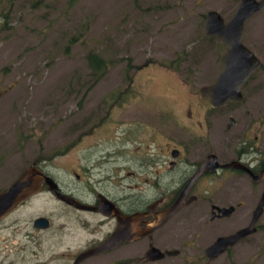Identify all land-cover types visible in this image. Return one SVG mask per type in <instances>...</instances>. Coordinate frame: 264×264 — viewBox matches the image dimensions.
Here are the masks:
<instances>
[{
  "label": "flooded vegetation",
  "instance_id": "1",
  "mask_svg": "<svg viewBox=\"0 0 264 264\" xmlns=\"http://www.w3.org/2000/svg\"><path fill=\"white\" fill-rule=\"evenodd\" d=\"M261 11L243 23L242 44L259 65L239 86V98L220 106L210 105L200 88L216 77L194 87L190 83L192 73L184 64L179 66L184 61L173 58L170 62L175 64H167L170 69L163 70L170 76L169 86L176 90L174 96L165 95L158 101L147 96L146 109L135 112V119H126L122 108L127 100L122 96L132 80L117 92L113 101L116 143L112 147L78 156L65 180L48 173L42 164L45 159L30 163L52 178L56 191H49L43 184L39 192L0 219V231L8 230L7 236L18 234L16 223L20 218L15 219V214L31 198L45 192L53 206L49 214L36 215L30 224L34 231L51 232L54 249L46 251L45 256L38 254L41 250L31 253L33 260L22 249H10L4 254V263L186 264L188 249L197 255L195 258L208 263L223 255L226 264H264V248H236L264 226L260 223L263 209L253 232L215 257L205 254L218 237L233 235L249 225L264 194V47L258 42L260 34L246 27ZM81 129L76 131L68 151L86 134ZM61 195L68 200H61ZM178 198L179 209L158 225L160 213ZM181 212L207 227L233 222V218L238 224L217 230L215 236L213 232L211 241L201 242L196 234H189L171 245L168 223ZM239 214L241 218L237 219ZM38 217L46 220L45 228L34 226ZM111 237L116 241L108 245ZM153 248L158 251L152 254Z\"/></svg>",
  "mask_w": 264,
  "mask_h": 264
},
{
  "label": "rangeland",
  "instance_id": "2",
  "mask_svg": "<svg viewBox=\"0 0 264 264\" xmlns=\"http://www.w3.org/2000/svg\"><path fill=\"white\" fill-rule=\"evenodd\" d=\"M238 1L0 0V190L34 160L45 159L48 173L65 180L78 156L112 147L113 101L129 79L132 86L122 96L127 100L122 108L126 119L144 111L148 97L158 101L175 95L163 70L175 64L170 59L184 61L179 66L184 64L192 73L194 87L212 81L222 67L220 55L226 46L205 36L202 22L209 10L227 21ZM251 18L246 27L260 34L258 42L264 47V11ZM88 52L106 62L105 73L97 79L89 72ZM79 129L86 134L63 151ZM52 202L47 193H39L15 214L20 218L18 234L0 231V264H5L4 254L10 249H22L30 260L31 253L41 250L38 254L45 256L54 249L51 232L34 231L30 224L36 215L49 214ZM186 214L168 223L171 245L189 234L211 241L217 230L238 224L233 218L207 227ZM260 223L264 225V207ZM248 237L236 248H264V226ZM185 251L186 264H226L223 255L208 263Z\"/></svg>",
  "mask_w": 264,
  "mask_h": 264
},
{
  "label": "water",
  "instance_id": "3",
  "mask_svg": "<svg viewBox=\"0 0 264 264\" xmlns=\"http://www.w3.org/2000/svg\"><path fill=\"white\" fill-rule=\"evenodd\" d=\"M260 10H264V0H239L227 21H224L215 10L206 12L202 22L203 34L208 37H216L221 45L227 47L220 55L222 62L221 71L213 82L200 88L201 94L208 99L210 105L220 106L226 100L239 98V86L250 72L258 67L259 61L242 44L241 38L244 20ZM43 184L49 191H56V184L49 175L33 164L28 165L5 189L0 190V219L16 209L30 196L39 192ZM60 199L63 201L68 200L62 195ZM180 205L179 199L163 210L160 213L158 225L171 217L179 209ZM263 207L264 194L261 195L253 210L249 225L233 235L218 237L206 248L205 254L209 257H215L239 238L253 232V224L261 214ZM229 211L230 209L226 211L227 215ZM33 224L42 228L47 226L46 220L42 217L36 218ZM113 241L116 240L111 237L107 244H113ZM99 249L97 248L96 250ZM157 251V249L153 248L150 253L153 254ZM156 256L160 257L161 255Z\"/></svg>",
  "mask_w": 264,
  "mask_h": 264
},
{
  "label": "trees",
  "instance_id": "4",
  "mask_svg": "<svg viewBox=\"0 0 264 264\" xmlns=\"http://www.w3.org/2000/svg\"><path fill=\"white\" fill-rule=\"evenodd\" d=\"M87 66L89 68V72L91 76H95L97 79L101 75H103L107 69L105 60L93 52H88L85 57ZM70 144L63 149V151L68 150Z\"/></svg>",
  "mask_w": 264,
  "mask_h": 264
}]
</instances>
